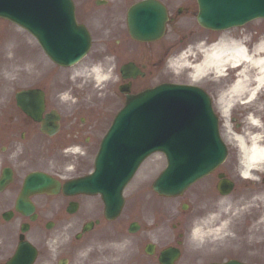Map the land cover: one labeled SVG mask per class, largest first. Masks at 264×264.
<instances>
[{"label": "flooded vegetation", "instance_id": "flooded-vegetation-1", "mask_svg": "<svg viewBox=\"0 0 264 264\" xmlns=\"http://www.w3.org/2000/svg\"><path fill=\"white\" fill-rule=\"evenodd\" d=\"M144 58L148 62L151 61V56L147 53H144ZM132 59L137 64L142 62L136 54H132ZM116 73L118 74L117 61ZM78 86L71 82L69 70L53 69L49 73H42L40 69H35L34 83L28 88L44 93L45 112L42 118L45 119L48 114L57 118L58 130L51 136L41 133L39 123L9 104H5L4 109L0 111V177L5 170L11 176L5 184L7 186L0 192V219L5 214H10L13 219L19 217L13 212V204L27 174L43 171L39 170V167L49 164L53 174L64 178L61 174L70 163L69 156L94 154L96 128L92 125L93 117L108 110L111 90L107 89L103 94V102L92 100L91 105H87L85 94ZM251 134L241 133L242 136ZM255 135L260 144L264 145V125H261ZM227 147L228 158L224 167L196 184L193 192V227L202 229L205 219L211 213L214 219L213 229L221 223L225 225L224 249H213L209 253L205 245L198 244L193 260L195 264L229 261L264 264V163L261 164V172H255L251 180H245L241 177L239 156L230 144H227ZM221 174L223 179L232 184L224 198L220 197L216 190ZM210 197L218 203L216 204L215 200L210 201ZM72 201H76V198ZM218 206H223L229 212L222 216ZM123 215L128 219L134 212ZM125 223H120L117 230Z\"/></svg>", "mask_w": 264, "mask_h": 264}, {"label": "rangeland", "instance_id": "rangeland-1", "mask_svg": "<svg viewBox=\"0 0 264 264\" xmlns=\"http://www.w3.org/2000/svg\"><path fill=\"white\" fill-rule=\"evenodd\" d=\"M90 1L92 2L93 0H75L76 3H83V2L88 3ZM193 9L195 8L193 7ZM186 21L188 22L189 20L186 19ZM0 28L3 31L8 29V27L4 25H0ZM184 28L187 31H194L198 37H203V34H206L204 31L197 28L194 22ZM16 31H18V29L15 30L12 29L11 31H9L11 33L7 32L4 34H2V32L0 31V85L15 83L14 78L18 71V62L20 61L21 58V54H18L17 53L18 49H16L21 37L17 34ZM255 35H262L263 36L262 39L264 40V20L251 22L245 25L244 27L233 29L227 32L214 33L212 35V38H214V41L217 43L218 42L228 43L230 40H235V42L241 41L240 43H243L248 41L250 38L256 40L258 37ZM24 43H26V41H24ZM206 81L207 80L204 79L203 83H206ZM222 124H225V122L223 121ZM224 131L225 128L222 127L221 132ZM146 164H150L149 169L147 170V172L145 171L139 174L137 182L145 180L146 183L148 182L147 184L148 187L150 184V180L151 179L153 180V178L156 175H158L160 171L163 169L165 165V161L162 157L155 155L152 156V158H149L146 161ZM137 182L136 185L139 184ZM147 196L148 195L145 196V199L147 198ZM145 202H147V200H145ZM180 204H181V200L179 199H171L164 201V207H166V209L169 210L170 212L179 211ZM43 211H44L43 205H41L39 212L42 213ZM75 220H80V219H75ZM106 233H107V229L106 227H103L101 229V232L100 233L98 232L96 235H101ZM94 236L93 238L95 240L92 238L91 234L88 236L87 240L90 239L92 240V242L88 245L87 251L84 250L86 247V242L80 243L79 245L76 246L73 243V247L75 246L74 251L72 250L70 251L69 253L70 260L67 264H116L115 252L113 250V245L111 244V242L108 241L107 238H98ZM62 238L63 236L61 235L56 243L57 249L63 247ZM50 247L51 249H55V246L53 244ZM191 249H192V243L191 241H189L185 247V251L183 255L184 257L182 259L181 264H191ZM53 253H54L52 257L53 259L51 260L50 263H48L49 261H46L45 259H41L37 264H53L54 263L53 261L56 258L60 257L55 252Z\"/></svg>", "mask_w": 264, "mask_h": 264}, {"label": "water", "instance_id": "water-1", "mask_svg": "<svg viewBox=\"0 0 264 264\" xmlns=\"http://www.w3.org/2000/svg\"><path fill=\"white\" fill-rule=\"evenodd\" d=\"M261 1L262 6L258 9V6H254V12L248 14L245 8L248 5L246 1L243 0H200V11L198 16L199 23L207 28L214 30H221L229 28L230 26L241 25L254 17L264 16V0ZM6 3L2 2L0 4V16L7 17L11 15L16 9H18L22 1L18 5H10L8 9H1ZM227 15V16H226ZM202 112L204 114V120L208 123L204 126L205 131V141L204 143L211 142L210 145L214 148V151L209 154H213L212 159H208L205 162L200 163V167L195 166V149L192 143L189 150L184 151L188 155L187 160L182 159L186 162L185 165H180L175 160V158L168 153V160H170V167L163 176L162 180L157 183L156 190L163 194H169V189H179L182 190L184 187L189 186L197 179L203 177L210 172L214 167H216L220 158L222 157V148L218 143L217 137L214 135V128L210 126V122H213V118L209 115V110L207 104L202 103ZM209 140V141H208ZM148 150L138 149L134 155H130V159H124L121 163L122 167L128 166L130 169L127 174L124 173L122 182L124 183L132 174L138 163L146 157ZM107 158V157H105ZM103 159H101L102 161ZM125 172V171H123ZM181 173L187 174V176L182 177ZM20 256L14 261L13 264H19Z\"/></svg>", "mask_w": 264, "mask_h": 264}, {"label": "bare ground", "instance_id": "bare-ground-1", "mask_svg": "<svg viewBox=\"0 0 264 264\" xmlns=\"http://www.w3.org/2000/svg\"><path fill=\"white\" fill-rule=\"evenodd\" d=\"M210 64L214 65L216 76L222 74L225 66L236 68L239 72L238 80L229 90V100L223 106L224 116L227 115L236 96H244L251 103L255 100L257 91L264 87V41L255 45L251 51L234 42L228 45H217L205 55L201 65L192 68L193 74L203 75ZM252 124H255L254 120ZM241 149L246 172L264 160V145L260 144V141L255 137L252 139L250 147L242 146Z\"/></svg>", "mask_w": 264, "mask_h": 264}]
</instances>
